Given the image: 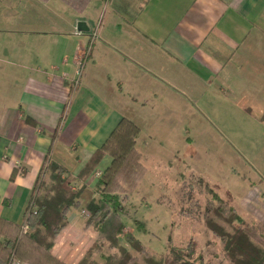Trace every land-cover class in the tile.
I'll return each mask as SVG.
<instances>
[{
    "label": "crops",
    "instance_id": "obj_1",
    "mask_svg": "<svg viewBox=\"0 0 264 264\" xmlns=\"http://www.w3.org/2000/svg\"><path fill=\"white\" fill-rule=\"evenodd\" d=\"M98 1L23 0L10 19L0 14L2 233L25 222L45 158L74 180L123 118L130 126L85 179L89 189L130 147L142 162L147 150H166L165 135L264 124V0H108L93 27L86 17ZM219 138L233 152L230 137ZM82 218L70 210L49 250L64 264H77L94 242Z\"/></svg>",
    "mask_w": 264,
    "mask_h": 264
},
{
    "label": "rangeland",
    "instance_id": "obj_2",
    "mask_svg": "<svg viewBox=\"0 0 264 264\" xmlns=\"http://www.w3.org/2000/svg\"><path fill=\"white\" fill-rule=\"evenodd\" d=\"M22 3L23 0H0V14H6L10 19ZM96 7V13H89L86 17L87 25L93 23V27L108 14V0H99ZM237 124L238 121L224 127L198 126L190 139L165 135L162 142L165 151L153 149L152 153L144 152L142 164L145 170L133 192L123 202L126 214L122 218L126 224L123 233L133 232L148 252L155 255H163L170 248L185 251L188 248L194 251L193 258H202L203 264H217L214 259H220L222 264H231L221 253L222 242L206 226L204 216L212 218L228 231L235 223L228 226L214 210L206 213L208 204L216 205L206 191L207 185L227 200L264 241V124ZM204 131L207 134L203 135ZM220 135L230 137L234 149L227 145L233 152L227 151ZM193 144L198 150H192ZM170 149L174 152L171 153ZM173 154L175 157H171ZM53 183L49 171L42 173L37 194H47ZM81 215L85 223L89 216L83 211ZM89 229L92 233H100L95 228ZM21 234L19 231L18 236ZM94 244L91 255L94 261H103L102 255H110L114 251L101 235ZM131 252L142 260L141 255Z\"/></svg>",
    "mask_w": 264,
    "mask_h": 264
},
{
    "label": "trees",
    "instance_id": "obj_3",
    "mask_svg": "<svg viewBox=\"0 0 264 264\" xmlns=\"http://www.w3.org/2000/svg\"><path fill=\"white\" fill-rule=\"evenodd\" d=\"M25 121L36 125L29 117H25ZM128 125L124 118L118 122L107 141L93 153L74 180L70 179L69 172L63 166L45 158L24 214L28 231L18 236L20 230L13 226V233H2L4 228L0 225V264H12L14 260L29 264H64L51 256L49 250L57 235L67 226V214L73 209L87 213L89 217L85 220V229L90 227L100 232L95 233V241L101 235L114 249L112 254L102 255L103 261H94L91 258L94 241L77 264H203L202 258H193L194 251L188 248L186 251L170 248L163 255H155L148 252L133 232L123 233L126 229L122 221L126 216L123 202L133 192L145 170L141 154L134 147H130L123 157L112 159L93 189L87 187L85 179L94 171L104 153L119 144L121 133L127 132ZM48 171L54 183L47 194L38 195L36 191L41 186L38 184L40 176ZM15 173L14 169L11 177ZM205 188L216 203L215 206L208 204L206 213L214 210L228 226L235 223L228 231L212 218L204 216L206 226L222 242L221 253L231 264H264V241L254 228L238 215L227 200H223L207 185ZM7 226L10 224L7 223ZM131 250L141 255L142 260ZM214 260L221 262L220 259Z\"/></svg>",
    "mask_w": 264,
    "mask_h": 264
},
{
    "label": "built area",
    "instance_id": "obj_4",
    "mask_svg": "<svg viewBox=\"0 0 264 264\" xmlns=\"http://www.w3.org/2000/svg\"><path fill=\"white\" fill-rule=\"evenodd\" d=\"M107 1V0H106ZM87 58V53L85 51V55L81 56L80 60L78 59L76 61V76L78 77L81 73V68L83 66V62L85 61V59ZM84 212V211H83ZM86 213V212H85ZM28 226L27 224L24 222L23 224L20 225V231L21 233H26L28 231Z\"/></svg>",
    "mask_w": 264,
    "mask_h": 264
},
{
    "label": "water",
    "instance_id": "obj_5",
    "mask_svg": "<svg viewBox=\"0 0 264 264\" xmlns=\"http://www.w3.org/2000/svg\"><path fill=\"white\" fill-rule=\"evenodd\" d=\"M79 26H80V28H82V26H84V25H82V23H80Z\"/></svg>",
    "mask_w": 264,
    "mask_h": 264
}]
</instances>
